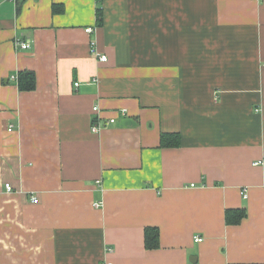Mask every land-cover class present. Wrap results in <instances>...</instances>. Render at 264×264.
Instances as JSON below:
<instances>
[{
  "label": "crops",
  "instance_id": "obj_1",
  "mask_svg": "<svg viewBox=\"0 0 264 264\" xmlns=\"http://www.w3.org/2000/svg\"><path fill=\"white\" fill-rule=\"evenodd\" d=\"M105 262L264 264V0H0V264Z\"/></svg>",
  "mask_w": 264,
  "mask_h": 264
},
{
  "label": "trees",
  "instance_id": "obj_2",
  "mask_svg": "<svg viewBox=\"0 0 264 264\" xmlns=\"http://www.w3.org/2000/svg\"><path fill=\"white\" fill-rule=\"evenodd\" d=\"M99 19L101 18V10L98 11ZM18 86L20 89L29 90L35 86V74L30 70H20L17 73ZM178 136L177 133H172ZM161 145H175L177 140H167L163 133L160 140ZM244 209H227L225 212V221L228 224H236L245 216ZM145 247L148 249L157 248L159 246V232L156 227L147 226L145 228Z\"/></svg>",
  "mask_w": 264,
  "mask_h": 264
},
{
  "label": "built area",
  "instance_id": "obj_3",
  "mask_svg": "<svg viewBox=\"0 0 264 264\" xmlns=\"http://www.w3.org/2000/svg\"><path fill=\"white\" fill-rule=\"evenodd\" d=\"M87 31H91V29L89 28V29H87ZM92 44H93V43H92ZM16 45L19 46L21 49H28L29 46H30L27 42H25V41H21V40H16ZM99 60H100V61H105V60H106V56H105V55H100ZM74 84H75V86L78 85L77 82H75ZM97 110H98V106H94V107H93V111H97ZM123 112H124V111H123ZM109 121H110V122H113L114 119L111 118V119H109ZM91 130H92L93 132H97V131L100 130V127L97 125L96 121H93V123H92V125H91ZM256 163H258V161H257ZM5 187H6L7 190H10V189H11V185H10L9 183H5ZM32 201H33V202H37L38 199H37V198H33ZM95 206H99V203H96ZM201 240H202V238H201L200 236H196V237H195V241H201ZM103 264H112V263H111V262H105V263H103Z\"/></svg>",
  "mask_w": 264,
  "mask_h": 264
}]
</instances>
